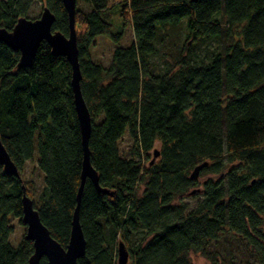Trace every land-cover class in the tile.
Listing matches in <instances>:
<instances>
[{"label":"trees","instance_id":"trees-1","mask_svg":"<svg viewBox=\"0 0 264 264\" xmlns=\"http://www.w3.org/2000/svg\"><path fill=\"white\" fill-rule=\"evenodd\" d=\"M31 5L0 0V27L11 30ZM45 6L55 15L52 31L68 35L63 1ZM182 24L193 44L224 35L229 43L205 60L188 52L170 65L159 46ZM126 26L132 42L115 46L107 66L94 61V39L118 44ZM75 29L90 162L108 191L85 181L79 222L86 247L78 264H117L119 243L127 264H193L190 253L212 260L210 245L223 232L264 264V0H76ZM19 58L0 42V139L19 171L8 175L0 165V264H28L34 252L25 234L10 242V218L23 224V189L50 235L68 245L83 160L66 56L42 41L31 66L18 67ZM126 134L130 157L119 148ZM151 151H158L154 160ZM33 159L43 184L37 200L34 181L21 178ZM203 162L199 174L218 178L191 177ZM196 187L191 206L183 198Z\"/></svg>","mask_w":264,"mask_h":264},{"label":"water","instance_id":"water-1","mask_svg":"<svg viewBox=\"0 0 264 264\" xmlns=\"http://www.w3.org/2000/svg\"><path fill=\"white\" fill-rule=\"evenodd\" d=\"M68 12L69 33L64 35L59 31H52L55 15L45 6L36 18L22 16L18 18L11 30L0 27V42L12 50L20 52L18 67L31 66L39 44L46 41L57 55L66 56L72 69L71 86L74 95V106L77 114L81 141L83 146V160L80 184L76 193V207L73 212L70 239L68 245L62 247L51 235L47 227L41 222L38 211L34 208L32 199L23 189L22 195V222L26 226L25 238L32 241L34 252L28 264H39L41 257L45 256L49 264H78V259L85 253L86 242L79 222V209L84 184L87 178L101 193L108 191L98 182V175L90 162L88 141L91 134V117L85 100L82 96L80 80L81 70L78 60L76 42L75 10L76 0H62ZM158 151L153 154V160ZM0 165L4 173L19 176V171L11 160L7 150L0 139ZM207 165L203 162L197 165L191 173L192 178L199 176L200 170ZM129 254L123 243L117 248V264H127Z\"/></svg>","mask_w":264,"mask_h":264},{"label":"rangeland","instance_id":"rangeland-1","mask_svg":"<svg viewBox=\"0 0 264 264\" xmlns=\"http://www.w3.org/2000/svg\"><path fill=\"white\" fill-rule=\"evenodd\" d=\"M42 3L43 0H32V5L27 16L29 18H35L39 16L42 9ZM78 6L85 10L88 9L83 2H79ZM110 18L113 30L119 31L122 26V20L119 16V12L114 9L110 14ZM132 38L133 35L130 26H126L124 35L118 44H115L106 35H98L94 39V44L91 46V57L94 61L107 66L110 63L114 47L117 45L127 46L132 42ZM229 40L230 39L228 35H224L220 38H207L193 44L191 39H186V30L184 28V24H182L181 27L176 31L170 30L166 39L159 46L160 51L163 54L160 59H168L170 65H173L177 58L190 52L192 54L198 55L201 60H205L208 55L222 51L224 46L229 43ZM131 145V139L129 135L126 134L119 142V148L123 156L130 157ZM157 147H159L158 144ZM152 154L153 152L151 151V156ZM218 176L219 175L216 174H203L201 172L198 176V180L200 183H202L208 178L216 179ZM21 178L24 182L29 180L34 181L36 188L34 191V199L37 200L43 184L42 174L36 167L35 159L28 161L24 165ZM196 189L197 193H193L192 196L185 195L183 198L191 206H193L198 199L197 194L200 192L201 188L196 187ZM10 220L11 224L14 226V231L10 237V242L16 246L22 236H24L26 232V226L21 224L16 218L11 217ZM209 254L213 258L212 260L209 258V256L200 253H190V258L193 264H230L223 263V260H229L232 262L231 264H258L256 255L231 232H223L217 240H214L210 245Z\"/></svg>","mask_w":264,"mask_h":264}]
</instances>
